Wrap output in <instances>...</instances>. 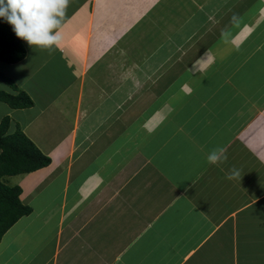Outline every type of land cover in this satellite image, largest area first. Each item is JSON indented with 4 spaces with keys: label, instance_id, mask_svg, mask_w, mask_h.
Instances as JSON below:
<instances>
[{
    "label": "crops",
    "instance_id": "1",
    "mask_svg": "<svg viewBox=\"0 0 264 264\" xmlns=\"http://www.w3.org/2000/svg\"><path fill=\"white\" fill-rule=\"evenodd\" d=\"M263 24L264 0H69L59 48L23 41L0 92L33 106L0 127L50 164L0 174L31 210L0 264H264Z\"/></svg>",
    "mask_w": 264,
    "mask_h": 264
},
{
    "label": "trees",
    "instance_id": "2",
    "mask_svg": "<svg viewBox=\"0 0 264 264\" xmlns=\"http://www.w3.org/2000/svg\"><path fill=\"white\" fill-rule=\"evenodd\" d=\"M23 41L16 36L10 24L0 20V63L16 64L22 61L26 56ZM0 101L13 109L33 106L32 100L25 93L14 96L0 92ZM9 125L10 119L6 118L0 127V174H24L48 166L50 159L38 151L24 134L7 136ZM20 192L19 188H9L0 182V240L19 218L31 213L29 207L19 203ZM5 217L9 220H5Z\"/></svg>",
    "mask_w": 264,
    "mask_h": 264
},
{
    "label": "clouds",
    "instance_id": "3",
    "mask_svg": "<svg viewBox=\"0 0 264 264\" xmlns=\"http://www.w3.org/2000/svg\"><path fill=\"white\" fill-rule=\"evenodd\" d=\"M69 0H0V20L12 26L16 36L29 46L53 51L62 42L61 27ZM225 150L216 148L207 155L209 164L227 161ZM239 176L233 168L228 179Z\"/></svg>",
    "mask_w": 264,
    "mask_h": 264
},
{
    "label": "rangeland",
    "instance_id": "4",
    "mask_svg": "<svg viewBox=\"0 0 264 264\" xmlns=\"http://www.w3.org/2000/svg\"><path fill=\"white\" fill-rule=\"evenodd\" d=\"M191 10V9H190ZM253 12H254V8L252 7L248 12H247V14H248V16H244L243 17V20L244 21H247V20H250L251 19V15L253 14ZM191 14H194V15H196L197 17H200L202 20H204L205 18H206V16H207V14L204 12V11H200L198 8H196V7H193V10L192 11H186V13H185V22H186V20L188 19L187 18V16H189V15H191ZM195 20H197V19H195ZM188 21H190V20H188ZM193 22H188V23H185V31H191V30H197V27H196V25L195 26H193V24H192ZM199 25V24H198ZM264 25V24H263ZM259 30V32H261V33H264V29H262L261 30V28H259L258 29ZM250 47H249V46ZM248 45L247 46H245V48L248 50V49H255V47H256V44H255V40L253 41V39H251L249 42H248ZM262 53L264 54V50H262ZM263 61H264V58H260V65H257V66H254V67H252L251 69H254V70H250V75L251 76H256L257 74H258V72L259 73H262V71L264 72V65H262L261 63H263ZM228 69H230V66H226L225 67V70H228ZM241 71H246V70H241ZM258 71V72H257ZM211 73H213V72H210L209 74H208V76H207V78L205 79V82H220V78L219 79H217V77L216 78H211V76H210V74ZM241 74V73H240ZM246 75L245 74H241L240 75V78H244ZM5 81V80H4ZM242 81V80H241ZM233 82H235V80L233 79ZM222 93H224V94H226L225 92H222Z\"/></svg>",
    "mask_w": 264,
    "mask_h": 264
}]
</instances>
